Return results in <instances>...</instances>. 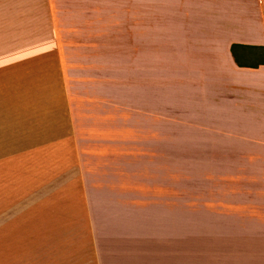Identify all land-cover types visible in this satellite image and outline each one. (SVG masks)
<instances>
[{
    "label": "crops",
    "instance_id": "obj_1",
    "mask_svg": "<svg viewBox=\"0 0 264 264\" xmlns=\"http://www.w3.org/2000/svg\"><path fill=\"white\" fill-rule=\"evenodd\" d=\"M48 2L55 44L0 73V264H194L177 219L183 128L241 135L234 175L264 198V64L231 51L264 47V0H134L120 109L85 73L109 47L97 0Z\"/></svg>",
    "mask_w": 264,
    "mask_h": 264
},
{
    "label": "rangeland",
    "instance_id": "obj_2",
    "mask_svg": "<svg viewBox=\"0 0 264 264\" xmlns=\"http://www.w3.org/2000/svg\"><path fill=\"white\" fill-rule=\"evenodd\" d=\"M133 1L97 0L98 6H92L97 8L92 13L109 18L100 23L98 30L108 38L98 37L96 44L108 43L110 48L107 46L103 54L91 55L92 68L85 73L98 80L90 87L96 89L91 93L93 98L108 94L115 109L121 108L125 71L121 17L136 12ZM64 2V8L75 9ZM49 5L48 0H0L1 74L8 76L9 70L17 67H11V62L24 61L17 59L27 57L26 51L33 47L55 44V23ZM152 7L147 3L149 15L153 14ZM55 22L58 25L59 18ZM70 27L73 30V22ZM69 40L74 44L73 38ZM98 104L100 100L93 106ZM187 129L177 135V219L179 232L192 235L194 264H264V198L250 192L249 181L240 182L234 175L239 160L235 143H242L241 135L203 134ZM224 146H229L225 154L221 150Z\"/></svg>",
    "mask_w": 264,
    "mask_h": 264
},
{
    "label": "trees",
    "instance_id": "obj_3",
    "mask_svg": "<svg viewBox=\"0 0 264 264\" xmlns=\"http://www.w3.org/2000/svg\"><path fill=\"white\" fill-rule=\"evenodd\" d=\"M263 48L259 46H248L244 44L233 43L231 45L232 55L235 62L242 67H258L260 64H264V50L252 52L248 48Z\"/></svg>",
    "mask_w": 264,
    "mask_h": 264
}]
</instances>
